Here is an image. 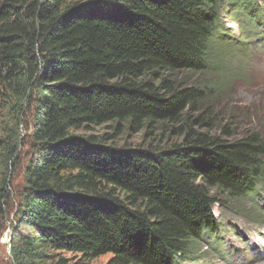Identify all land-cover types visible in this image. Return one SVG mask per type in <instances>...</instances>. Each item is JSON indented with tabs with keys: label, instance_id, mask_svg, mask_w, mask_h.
Instances as JSON below:
<instances>
[{
	"label": "trees",
	"instance_id": "16d2710c",
	"mask_svg": "<svg viewBox=\"0 0 264 264\" xmlns=\"http://www.w3.org/2000/svg\"><path fill=\"white\" fill-rule=\"evenodd\" d=\"M254 34L264 49L259 0H0L5 168L31 115L8 263L182 264L219 236L215 205L264 226V137L232 140L207 104ZM140 132L135 148L115 141Z\"/></svg>",
	"mask_w": 264,
	"mask_h": 264
},
{
	"label": "rangeland",
	"instance_id": "374dc122",
	"mask_svg": "<svg viewBox=\"0 0 264 264\" xmlns=\"http://www.w3.org/2000/svg\"><path fill=\"white\" fill-rule=\"evenodd\" d=\"M259 1L260 4L264 3V0ZM232 29L238 37V30L234 27ZM248 41L250 45L247 44ZM239 47L247 48V52L238 54L235 58L226 56L229 59L226 62L227 71L233 79L229 83V90L207 102L217 126L232 125L231 133L234 141L241 139L246 133H257L264 137V49L260 47L256 34ZM202 80L204 77L195 74L190 82ZM22 118H20L21 125L17 127L18 135L21 137L17 158L13 159L12 165L8 168L0 164V182L6 173L8 183L5 191L10 199V201L2 202L6 213L4 212L2 216L4 220H0V264H9V223L13 219V209L17 204L16 193L24 185V172L29 151V141L25 139V130L31 123V115L27 114L25 119ZM12 126L11 115L6 110H0V137L12 135ZM106 131L108 129L104 127H96L91 134L99 135ZM77 133L80 136L85 134L82 131ZM141 136L142 132L125 133L118 135L115 141L119 145L135 148L142 142ZM22 139H25L24 142H21ZM249 208V204L243 207L246 211H249ZM213 211L221 225L219 236L205 235L201 242V250L195 255L196 258L186 260L182 264H264V226L251 223L243 216L235 215L220 205H215ZM110 258V255L101 256L89 264H106Z\"/></svg>",
	"mask_w": 264,
	"mask_h": 264
}]
</instances>
